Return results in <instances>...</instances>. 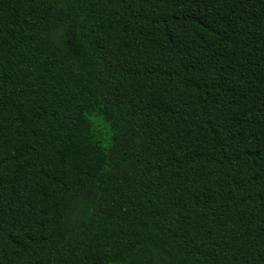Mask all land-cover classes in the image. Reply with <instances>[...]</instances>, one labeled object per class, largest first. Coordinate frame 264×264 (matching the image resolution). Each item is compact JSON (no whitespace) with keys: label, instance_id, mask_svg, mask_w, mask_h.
<instances>
[{"label":"trees","instance_id":"1","mask_svg":"<svg viewBox=\"0 0 264 264\" xmlns=\"http://www.w3.org/2000/svg\"><path fill=\"white\" fill-rule=\"evenodd\" d=\"M0 264H264V0H0Z\"/></svg>","mask_w":264,"mask_h":264}]
</instances>
